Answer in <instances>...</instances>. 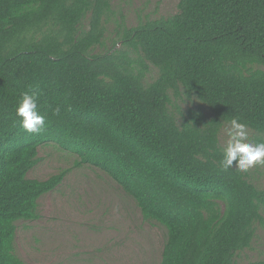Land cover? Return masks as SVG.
<instances>
[{
    "label": "trees",
    "instance_id": "trees-1",
    "mask_svg": "<svg viewBox=\"0 0 264 264\" xmlns=\"http://www.w3.org/2000/svg\"><path fill=\"white\" fill-rule=\"evenodd\" d=\"M111 2L0 0V264H27L15 253L16 222L37 218L39 197L67 172L27 176L47 142L106 172L164 228L159 264H236L263 221L264 188L235 162L221 169L218 136L239 117L264 141V0H179L169 16L122 18L111 47L93 52ZM147 63L157 74L145 83ZM32 88L45 117L38 134L15 115ZM182 95L212 116H177L171 98Z\"/></svg>",
    "mask_w": 264,
    "mask_h": 264
},
{
    "label": "rangeland",
    "instance_id": "rangeland-1",
    "mask_svg": "<svg viewBox=\"0 0 264 264\" xmlns=\"http://www.w3.org/2000/svg\"><path fill=\"white\" fill-rule=\"evenodd\" d=\"M179 0H112V14L105 24L104 46L111 47L116 22L123 18L127 26L141 20L169 16L177 12ZM83 26L87 28L86 20ZM135 57H137L135 55ZM145 83L154 79L157 68L151 63ZM178 111L196 109L212 116L207 106L195 96L171 98ZM223 123L219 144L223 148ZM256 142L258 133L248 128ZM78 156L52 142L38 146V162L27 176L46 179L67 169L62 181L38 199V217L16 222L15 253L27 264H159L165 241V230L154 221L144 220L132 197L104 171L78 164ZM247 178L264 188V165L246 171ZM263 221L256 223L254 238L248 248L235 253L236 264L264 258Z\"/></svg>",
    "mask_w": 264,
    "mask_h": 264
},
{
    "label": "clouds",
    "instance_id": "clouds-1",
    "mask_svg": "<svg viewBox=\"0 0 264 264\" xmlns=\"http://www.w3.org/2000/svg\"><path fill=\"white\" fill-rule=\"evenodd\" d=\"M39 94L38 88L22 93L15 108L20 127L29 134H38L45 126V117L37 110ZM53 114L58 115L59 109H55ZM222 131L225 137L223 155L219 161L222 170L226 171L233 167L234 162L235 167L241 172H246L256 165H264V141L252 142L248 126L239 122V117L227 120Z\"/></svg>",
    "mask_w": 264,
    "mask_h": 264
}]
</instances>
